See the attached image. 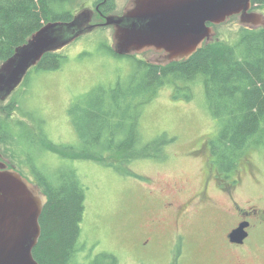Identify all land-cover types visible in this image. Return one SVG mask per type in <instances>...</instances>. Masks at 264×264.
I'll use <instances>...</instances> for the list:
<instances>
[{
	"label": "rangeland",
	"instance_id": "rangeland-1",
	"mask_svg": "<svg viewBox=\"0 0 264 264\" xmlns=\"http://www.w3.org/2000/svg\"><path fill=\"white\" fill-rule=\"evenodd\" d=\"M130 1L114 0L115 8L110 13L123 14ZM97 2L74 0L67 8L76 14ZM251 10L264 15V8ZM98 21L102 24L61 50L67 59L60 69L33 71L29 86L19 87L20 92H28L24 96L25 106L43 115L48 136L58 144L80 145L69 115L74 102L100 86L126 82L135 69L130 58H119L110 51L109 47L114 44L113 27L103 25L104 20ZM242 27L239 15H234L213 27V39L232 44ZM132 56L157 63L158 52L150 50ZM202 88L195 83L190 88L191 100L176 99L174 85L168 84L146 106L141 118L144 142L164 134L174 137L175 141L165 147L164 158L137 160L127 166L140 177L121 174L95 161H70L45 149L34 153L37 166L51 176L68 167L76 169L86 190L78 242L79 262L113 264L112 260L104 258L108 253L117 257L118 264H175L178 253L177 249L171 253L173 241L177 234H184L187 244L181 258L178 256L179 264H264V146L251 149L240 170L229 177L220 175L214 163L212 166L211 151V168L205 156L190 154L196 148L208 150L219 133L218 121L206 105ZM12 99L11 96L1 100L0 107ZM2 160L8 167L12 162L5 154ZM22 172L35 191L44 194L30 169L24 168ZM235 177H239V184L232 191L210 183L208 194L213 206H194L178 225L172 212L167 214L161 209L162 204L175 195L185 200L202 190L207 179L230 184ZM176 185L182 188L179 194H175ZM238 207L258 210L250 215L253 226L243 250L231 247L226 240V234L240 219L242 211L239 212ZM160 210L169 219L167 223L153 224V219L160 218ZM147 237L153 239L154 245L144 250L141 242Z\"/></svg>",
	"mask_w": 264,
	"mask_h": 264
},
{
	"label": "trees",
	"instance_id": "trees-1",
	"mask_svg": "<svg viewBox=\"0 0 264 264\" xmlns=\"http://www.w3.org/2000/svg\"><path fill=\"white\" fill-rule=\"evenodd\" d=\"M73 1L0 0V62L45 23L71 20L75 13L67 6ZM252 3L253 8H264V0ZM104 7V13L112 11L114 0H108ZM238 35L232 44L215 38L189 58L167 65L119 55L109 47L117 57L130 58L135 69L126 82L100 86L69 108L79 146L50 139L45 118L25 106L28 92L19 88L29 86L33 71L58 70L67 57L61 50L49 52L29 71L12 93L13 99L0 107V152L12 161L9 168L20 173L30 169L48 198L40 218L41 235L33 250L39 264H83L77 258L86 190L73 167L54 176L38 167L34 161L37 150L45 149L70 161H95L121 174L140 177L127 166L137 160L164 158L165 147L175 141L164 134L144 142L141 118L146 106L168 84L174 85V98L191 100L190 88L195 83L203 87L206 105L219 124L210 151L220 175L236 174L248 152L264 146V27L243 25ZM225 183L222 186L230 189ZM104 258L118 264L113 254L105 253Z\"/></svg>",
	"mask_w": 264,
	"mask_h": 264
},
{
	"label": "water",
	"instance_id": "water-1",
	"mask_svg": "<svg viewBox=\"0 0 264 264\" xmlns=\"http://www.w3.org/2000/svg\"><path fill=\"white\" fill-rule=\"evenodd\" d=\"M253 0H137L135 10L110 14L103 25L115 26L114 51L119 55L154 48L166 51L163 63L189 58L213 41L214 26L239 15L243 25L264 27V15L252 11ZM94 10L85 8L71 20L49 21L18 46L0 65V101L23 83L29 71L49 52L62 50L94 30ZM48 201L38 194L15 168H9L0 152V264H39L33 250L41 235L40 218ZM248 221L228 234L232 243L248 237Z\"/></svg>",
	"mask_w": 264,
	"mask_h": 264
},
{
	"label": "flooded vegetation",
	"instance_id": "flooded-vegetation-1",
	"mask_svg": "<svg viewBox=\"0 0 264 264\" xmlns=\"http://www.w3.org/2000/svg\"><path fill=\"white\" fill-rule=\"evenodd\" d=\"M108 3V0H98V2L96 3L95 6L93 7H89L91 9L94 10V17H93V21L92 23L96 24V25H101L102 22L98 21L101 20V18L104 20V22L106 21V16L107 15H110L112 13H104V11L106 10L104 6H106ZM137 6V0H131L130 1V4H129V7L126 8V10L124 11L123 14H116L115 15H124L125 13H128L130 10H135V7ZM103 8V9H102ZM96 12L101 16V18L99 16H97ZM94 20L96 22H94ZM112 26V25H111ZM113 27V30H114V34L116 32V28L115 26H112ZM113 45H111L112 49H113ZM114 50V49H113ZM155 51V52H158V56L155 57V59L157 60V63L158 64H161V65H167L169 63H163V59L165 58V54H166V51H157L156 49L154 48H147V49H144L142 52H147V51ZM181 61V60H180ZM194 151V152H193ZM206 151V152H205ZM197 154L198 156H205V159L207 160L206 163L208 165V167L211 168V157H210V148H208V150H201L200 148H196L194 150H192L190 152V154ZM205 153V154H203ZM192 157H194V155H192ZM212 166L213 165V162H212ZM210 173V172H209ZM210 183H215V185L219 187H221L220 189H224V187L222 186V183L221 181L218 179V180H215V181H211L209 182V180L207 179L204 187L202 190H199L197 191L195 194H193L191 197H189L188 199H185V200H180L178 197H176L175 195V198L173 199H170L169 201H166L165 203L162 204V208L164 210V212H166L167 214H171V212L175 215V223L176 225H178L181 221V219L187 217L189 215V213L194 209V206L196 207L198 204L199 205H202V204H208V205H211V197L209 196L208 194V189H209V185ZM176 184V183H175ZM227 186H230V190L232 191L235 187H237V185L239 184V177L236 178L232 181V183H225ZM227 188V187H226ZM175 189V194H179L181 191H182V188L178 187L177 185L174 187ZM213 206V205H211ZM199 207V206H198ZM161 211V210H160ZM238 211L242 213H240V219L237 223V225L235 227H237L242 221H248L250 223V226L247 228V231L249 233L248 237L245 239L244 243L242 244H236V243H232L229 241L228 239V234H226V237H227V242L230 244L231 247L233 248H238L239 250H243L244 248V245L246 244V241L250 238V235H251V228L253 226V222H252V219H251V214L253 213H258V210H255V209H243V208H239L238 207ZM164 212H160L161 213V216L160 218L158 219H153V224L154 223H167L168 219L167 218V214H164ZM163 216V217H162ZM234 227V228H235ZM232 228V230L234 229ZM186 244H187V241H186V237L184 234H177L176 237L174 238V241H173V245H172V249H171V253L174 252L175 253V250L174 249H177V255L174 259V263L175 264H179L177 261H178V256L179 258H181L182 256V253L184 251V249L186 248ZM154 245V241L151 237H147L143 242H141V248L144 249V250H148L150 247H152ZM173 253V254H174ZM173 263V262H172ZM240 264H246L244 262H240Z\"/></svg>",
	"mask_w": 264,
	"mask_h": 264
}]
</instances>
